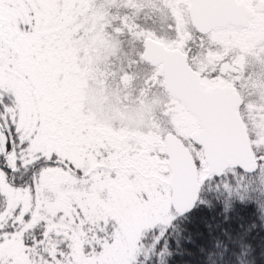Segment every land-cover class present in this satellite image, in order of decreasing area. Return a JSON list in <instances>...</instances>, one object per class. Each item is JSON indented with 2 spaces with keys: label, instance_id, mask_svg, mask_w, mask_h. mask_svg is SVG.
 Segmentation results:
<instances>
[{
  "label": "snow or ice",
  "instance_id": "snow-or-ice-1",
  "mask_svg": "<svg viewBox=\"0 0 264 264\" xmlns=\"http://www.w3.org/2000/svg\"><path fill=\"white\" fill-rule=\"evenodd\" d=\"M0 264H264V0H0Z\"/></svg>",
  "mask_w": 264,
  "mask_h": 264
}]
</instances>
